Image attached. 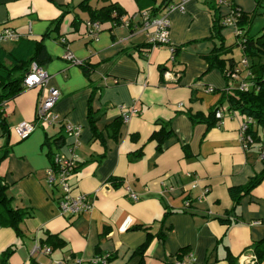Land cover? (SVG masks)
I'll use <instances>...</instances> for the list:
<instances>
[{"label":"crops","instance_id":"obj_1","mask_svg":"<svg viewBox=\"0 0 264 264\" xmlns=\"http://www.w3.org/2000/svg\"><path fill=\"white\" fill-rule=\"evenodd\" d=\"M83 1L0 0V29L9 27L23 38L42 41L51 56L42 67L50 76L49 86L25 90L5 107L10 136L0 128V156L6 146L10 153L0 164V178L12 207L27 216L20 236L0 219V264H90L97 250L113 257L109 264H138L136 250L148 242V233L161 231L166 237L150 238L145 264H176L184 249L194 264H230L229 257L245 264L242 257L253 253L254 243L264 241V182L236 210L229 190L246 185L264 169V143L244 149L245 120L238 114L212 127L190 118H208L228 87L219 70L209 71L205 59L213 50L207 40L212 27L209 6L205 0H192L184 12L169 16L170 44L179 49L173 61L167 45L142 47L149 38L135 0H90L94 9L113 3L126 12L121 25L101 24L97 40L87 35L90 17L78 8ZM180 1L156 0V7ZM229 1L247 15L260 14L264 6V0L259 7L257 0ZM224 37L227 46L233 45ZM67 54L94 66V71L87 77L65 58ZM231 58L241 72L233 80L239 86L249 71L234 54L225 57ZM50 88L61 93L56 112L64 122L82 127L76 150L79 171L70 184L73 194L92 198L93 208L81 216L61 214L63 192L46 180L52 154L69 155L74 140L59 126H38L25 140L14 130L21 122L36 120L38 104ZM209 88L214 92L208 93ZM90 100L101 116L97 128L103 143L94 138L89 124ZM133 108L138 112L123 123L119 139L112 140L107 127ZM169 121L174 136L159 151L153 134ZM60 137L65 142L59 148L55 140ZM49 235H58L64 247L33 254L36 245L49 247L42 245ZM11 247L15 250L3 263L1 257Z\"/></svg>","mask_w":264,"mask_h":264},{"label":"trees","instance_id":"obj_2","mask_svg":"<svg viewBox=\"0 0 264 264\" xmlns=\"http://www.w3.org/2000/svg\"><path fill=\"white\" fill-rule=\"evenodd\" d=\"M140 13L143 11H150L153 16H160L170 4L163 2L160 6L156 7V0H135ZM209 6L212 14V27L210 37L208 41L213 43V50L207 56L206 61L210 70H219L228 83L227 89L222 91L219 104L209 113L208 118H204L202 115H191L190 118L194 123H207L209 127L218 124L216 118V112L220 107L226 106L230 113L240 114L245 121L252 120V124L248 125L246 134L252 137L253 144L249 145L248 150L260 146L263 143L260 136V128L264 129V30L260 35L250 36V29H246L247 24H252L258 11H254L251 15H247L242 9L241 16L238 21V28L242 30V36H237L236 44L241 47L242 54L248 65L246 68L249 74L244 78L239 86L233 84V75L237 70V63L234 59L226 60L225 57L229 56L233 52L232 46H227L225 38L222 34L224 29L223 16L220 11V7L216 0H205ZM228 2L234 7L239 8L232 2ZM257 7L261 6V1L257 0ZM78 8L89 14L91 22L113 23L114 25H121L123 17L126 16V12L118 4L110 3L100 9H94L90 0H84ZM62 19V18H61ZM57 21L56 27H59L62 20ZM75 25H78L76 23ZM65 43V42H64ZM143 48L151 49L154 46L150 43L142 45ZM179 49H176V53ZM51 61L44 43L42 41L30 40L28 38H22L14 47L7 49L0 47V128L3 130L5 137L9 138L10 129L6 120L5 107L8 102L14 100L21 95L25 90L24 82L26 77L31 71L33 63L43 67ZM79 66L83 69L84 74L89 77L94 71L95 67L87 62H81ZM240 72V70H239ZM235 82V81H234ZM242 83L248 84L247 89L242 88ZM29 90V89H28ZM99 113L93 110V106L90 100L88 110V120L91 126L94 138L100 140L102 143L105 138L97 128V122L100 119ZM125 121L123 117L116 119L106 129L108 136L117 141L120 135V129ZM161 128L153 134V139L156 140L159 151H162L165 143L174 136V132L171 128L172 121L162 122ZM64 137L57 138L55 143L57 147L64 145ZM3 154L0 156V164L4 161L10 153L8 146L3 147ZM188 154V153H187ZM142 152L136 153L137 157H140ZM79 171V163L77 166V172ZM264 182V169L250 178L244 186L232 187L229 190L231 199L233 201L232 210L240 205L241 201L251 195V193ZM114 186H118L119 183L113 181ZM6 185L3 184L0 178V219L8 222L17 232L21 235L20 224L23 222L27 214L21 210H16L11 205V200L6 194ZM168 215V212L166 216ZM222 223L232 224L231 220H221ZM106 234V233H105ZM149 240L138 250L135 255L140 256V262L138 264H145V253L147 251L150 238L158 236L164 240L166 235L164 232H160L155 236L152 233H148ZM44 246H49L52 249H61L64 247V241L58 235H49L46 241L42 243ZM253 253L257 256L258 264H262L264 261V241L254 243L252 245ZM14 248L7 249L1 259L5 263L14 252ZM188 250L184 249L178 255V260H184L186 255L188 256ZM105 256V255H104ZM100 250H97L96 258L104 257ZM113 257L109 255L108 264L112 262ZM230 264H237V261L232 257H229ZM90 264H93L92 262ZM101 264V263H98Z\"/></svg>","mask_w":264,"mask_h":264},{"label":"built area","instance_id":"obj_3","mask_svg":"<svg viewBox=\"0 0 264 264\" xmlns=\"http://www.w3.org/2000/svg\"><path fill=\"white\" fill-rule=\"evenodd\" d=\"M192 0H181L178 4H170L166 12L160 16H153L150 11H143L140 13V24L143 31L147 33L149 38V43L153 46L167 45L170 47L172 54V60L176 58V48L170 44V13L176 10L185 11V6ZM218 6L221 8L224 4L229 7V11L223 17V25L225 27H232L235 29L236 36H242L243 32L238 28V21L241 16L240 8H234L228 0H216ZM124 17L122 19L123 24ZM130 26V22L126 23ZM87 35L92 40H97L101 32V24L99 22H86ZM136 28H138L136 26ZM23 36L20 32L15 29L4 27L0 29V47L9 44L17 43ZM65 58L72 64L79 65L80 61L76 60L71 54H67ZM243 65L247 66L248 61L245 59ZM239 70L233 75V79L237 80L239 78ZM168 73L165 74L168 77ZM50 76L49 74L36 63L32 64L31 71L25 79L24 88L34 89V88H45L49 86ZM242 88L247 89L248 84L242 83ZM208 93H213L214 89L209 88ZM61 98V93L58 89L50 88L48 96L41 100L38 104L36 111V120L32 123L21 122L18 124L14 130L21 140L28 139L37 129L38 126L45 127H62L65 135L74 140V143L69 146V155L62 152H57L52 154V164L47 172V183L51 187H59L63 196L60 200V212L63 216H81L90 212L93 208V201L89 195L86 194H73V190L70 184L71 178L77 174L78 160L76 156V150L80 146V136L82 133V127L77 125H72L70 123H65L60 115L56 112V106ZM122 110L125 107L121 108ZM138 111L134 108L128 113L124 112L122 114L123 120L127 122L132 114ZM227 116H235L234 113H230L226 106L220 107L216 112V118L218 124H223L224 118ZM252 124V120L245 121L241 128L242 143L245 150H248L249 145L253 144V139L251 136L246 134L248 130V125ZM264 143V142H263ZM264 158V155H263ZM38 252H44L45 254L51 253L50 247H41L36 245L33 250V254ZM109 255H105L102 258H95L93 264H108ZM190 260H177L176 264H194V259L192 256H188ZM242 261L245 264H258L257 256L254 253H248L242 257Z\"/></svg>","mask_w":264,"mask_h":264},{"label":"rangeland","instance_id":"obj_4","mask_svg":"<svg viewBox=\"0 0 264 264\" xmlns=\"http://www.w3.org/2000/svg\"><path fill=\"white\" fill-rule=\"evenodd\" d=\"M218 1H220V0H218ZM252 2H253V4H254V2L256 4V0H253ZM246 5L250 7L252 5V3L246 2ZM222 8H223L222 10L224 12L229 11V7L225 4L222 6ZM260 9L262 12H260V14L258 12V14L255 16L252 24H247L245 26L246 29H250V33H249L250 36L260 35L264 30V6L261 7ZM174 12H182V11H179V10L173 11L170 13V16ZM170 22H171V20H170ZM170 33H171V28H170ZM222 34H223V36L226 35L228 44H233V45H231L233 47V52L230 55L234 54L235 57L240 62L241 66L246 67L243 65L242 59H244L245 57L242 54L241 47L236 44L237 36L235 34V29L232 27H224ZM240 76H241V72L239 73V78H240ZM239 116L243 118V116H241L240 114H239ZM259 131H260V136L262 137V141L264 142V129L260 128Z\"/></svg>","mask_w":264,"mask_h":264}]
</instances>
